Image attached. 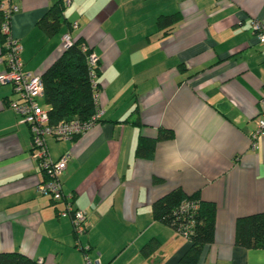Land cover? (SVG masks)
I'll return each mask as SVG.
<instances>
[{
  "label": "crops",
  "instance_id": "crops-1",
  "mask_svg": "<svg viewBox=\"0 0 264 264\" xmlns=\"http://www.w3.org/2000/svg\"><path fill=\"white\" fill-rule=\"evenodd\" d=\"M59 1L17 0L11 30L25 72L41 75L65 34L99 58L100 119L77 138L45 139L53 160L68 155L62 191L86 215L79 241L90 257L183 264L190 240L152 211L181 188L216 206L214 240L197 264H264V249L235 244L236 219L264 211V134L256 149L250 139L264 99V46L251 22H264V0H70L71 28L48 34L40 21ZM161 15L177 20L159 29ZM6 69L0 37V76ZM16 99L13 85L0 83V252L84 264L70 217L57 214L65 203L37 190L44 174L28 124L9 107ZM37 104L49 108L43 96ZM161 129L173 137L158 140L151 159L137 158L139 137Z\"/></svg>",
  "mask_w": 264,
  "mask_h": 264
},
{
  "label": "trees",
  "instance_id": "trees-1",
  "mask_svg": "<svg viewBox=\"0 0 264 264\" xmlns=\"http://www.w3.org/2000/svg\"><path fill=\"white\" fill-rule=\"evenodd\" d=\"M64 9L65 2L60 0L51 6L43 16L40 24L48 34H52L61 24L68 23L64 17ZM176 20L177 16L175 15H161L157 18L156 23L159 29H169ZM68 24L71 28L72 23L69 22ZM83 45L85 44L82 39L72 41L71 45L65 47L61 54L40 75L43 84L42 96L49 106L47 111L51 124L67 122L72 119L84 122L96 112V104L93 99L95 88L89 75L87 61V56L91 50L84 51ZM98 75L99 68L96 69V77ZM80 135L82 134L76 135L74 138ZM172 137V131L165 129H161L155 138L140 136L135 149V156L151 159L154 155L156 142L169 140ZM44 178H46L45 175ZM154 180L160 181L159 178ZM152 211L155 219L170 226L177 233L187 232L186 237L190 240V247L183 256L182 263L197 264L204 249L214 240L215 204L201 199L197 193L188 195L181 188H175L155 200L152 204ZM65 216H69L72 223V213ZM72 233L76 247L83 256V247L88 245L90 249L89 258L94 260L90 257L91 246L80 243V236L75 234L73 226ZM235 244L247 249H264V211L236 219ZM0 264H42V262L18 252H0Z\"/></svg>",
  "mask_w": 264,
  "mask_h": 264
},
{
  "label": "built area",
  "instance_id": "built-area-1",
  "mask_svg": "<svg viewBox=\"0 0 264 264\" xmlns=\"http://www.w3.org/2000/svg\"><path fill=\"white\" fill-rule=\"evenodd\" d=\"M70 0H65L69 4ZM18 10L17 0H5L0 2V37L4 40V54L6 58L5 72L0 76V83H11L18 99L10 101L9 107L19 114L28 124L31 134L32 156L38 162L39 168L45 177L37 185L38 192L50 196L54 201L65 203L64 209L58 212L65 216L72 213V226L75 234L79 237L86 231V215L83 211L76 209L72 205V196L65 195L62 191L61 175L66 168L68 155H64L57 160H53L49 155L45 144L47 136L56 140H68L76 135L83 134L89 130L101 117L102 109L99 107V87L96 81V69L99 68V58L91 51L87 56L89 75L92 85L95 88L93 99L96 104V112L87 121L81 122L72 119L67 122L51 124L49 122L48 111L42 109L37 104V98L43 95V84L40 75L22 70L21 43L18 38L12 35L11 19ZM73 25H76L73 24ZM252 31L255 33L259 42L264 46V22L253 19L251 22ZM63 46L71 45L72 40L68 34L62 37ZM82 49L88 50L86 45ZM263 112L257 119L256 129L251 132V147L256 149L258 138L264 134V99L261 101ZM182 235L186 236L184 231ZM80 244V243H78ZM79 246L82 247L80 244ZM84 260L85 264H101L98 259L89 258V246L85 245Z\"/></svg>",
  "mask_w": 264,
  "mask_h": 264
},
{
  "label": "rangeland",
  "instance_id": "rangeland-1",
  "mask_svg": "<svg viewBox=\"0 0 264 264\" xmlns=\"http://www.w3.org/2000/svg\"><path fill=\"white\" fill-rule=\"evenodd\" d=\"M81 236H83V235H81ZM93 259L95 260V258L93 257ZM83 260H84V256H83ZM84 264H85V260H84Z\"/></svg>",
  "mask_w": 264,
  "mask_h": 264
}]
</instances>
